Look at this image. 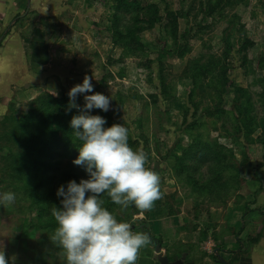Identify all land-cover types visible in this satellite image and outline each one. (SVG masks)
I'll return each mask as SVG.
<instances>
[{"label":"rangeland","instance_id":"obj_1","mask_svg":"<svg viewBox=\"0 0 264 264\" xmlns=\"http://www.w3.org/2000/svg\"><path fill=\"white\" fill-rule=\"evenodd\" d=\"M10 1L13 5L8 7L7 0H0V192L12 191L16 200L12 206L0 207V246L30 264H58L65 262V256L52 240L57 226L54 211L62 199L56 189L66 184L69 172L77 182L87 176L72 159H63L55 173L21 175L14 168L21 148L13 139L16 123L12 118L24 115L31 101L19 103L13 96L32 83L24 79L26 67L25 73L12 57L5 59L18 42L19 49L22 43L30 55L33 48L37 59L49 49L46 66L53 67V55L60 57L59 51L70 41L53 36L51 47L43 33L34 32L38 25L44 26V16L35 20L30 5L23 12L28 9L33 16L22 26L24 19L13 21L7 12L16 8L17 0ZM128 1L141 6V12L149 7L154 24L142 19L143 13L138 16V11L119 8L115 12L111 6H102L106 15L117 16L116 28L124 35L128 51L124 47L103 54L89 51L92 54L87 52L86 57L94 61L91 65L71 61L73 53L65 54L60 63L65 68L58 73L64 92L58 95L67 94L85 76L92 77L94 91L110 98V120L129 130V146L147 154V166L160 177V190L168 191V211L176 216L179 227L175 233L190 240L191 250L207 254L213 264L220 262L213 257L216 243L212 239L222 246L219 241L229 240L227 234L233 233L232 240L240 239L239 255H244L245 264H252L258 243L264 241V0ZM21 3L24 6L25 0ZM7 36L11 38L8 47L3 46ZM37 78L43 82L40 75ZM41 85L40 95L55 94L51 79ZM76 103L83 106V95ZM99 111L94 108L90 113ZM193 137L199 142H219L234 154L239 164L236 169L225 165V179L220 180L236 182L229 177L235 170L238 186L223 188L235 190L233 194L203 188V181L213 176V163L196 172L179 169L177 159ZM211 150L218 151L214 144ZM101 199L118 221L128 222L132 230L146 229V210L121 207L106 194ZM204 242H209L206 251ZM156 244L161 247L160 241ZM259 252L264 256L263 250Z\"/></svg>","mask_w":264,"mask_h":264},{"label":"clouds","instance_id":"obj_2","mask_svg":"<svg viewBox=\"0 0 264 264\" xmlns=\"http://www.w3.org/2000/svg\"><path fill=\"white\" fill-rule=\"evenodd\" d=\"M67 95L69 110H79L70 120L80 142L72 163L83 168L87 178L57 187L56 195L62 199L54 211L57 226L52 240L63 250L65 264H137L141 249L151 242L150 235L118 221L101 197L106 194L121 207L148 210L161 198L160 177L147 166V154L129 146L126 127H104V117L90 114L94 108L107 112L110 107L109 96L94 91L92 77L85 76ZM80 95L82 107L76 103ZM15 200L14 192H0V207L12 206ZM0 264H16L15 254L6 257L2 246Z\"/></svg>","mask_w":264,"mask_h":264},{"label":"crops","instance_id":"obj_3","mask_svg":"<svg viewBox=\"0 0 264 264\" xmlns=\"http://www.w3.org/2000/svg\"><path fill=\"white\" fill-rule=\"evenodd\" d=\"M18 1L24 2V0H17V3L15 4L16 8L7 11L8 14H12L11 20L13 19L14 21L15 19L22 18L24 19L23 26L29 21L28 19L33 16L28 9L25 10V12H23V9L30 8V5H32L35 11V20H37L39 16H44V26L38 25L39 28L34 32L43 33L44 41H46L51 47L53 46V43L50 39H52L53 36L60 40L67 37L70 41L67 48H62L59 51L60 57L56 58L53 55L55 64H53V67L49 68L46 66L51 57L49 49L48 52L44 51V56H39L41 59H37L34 57L33 48L30 55L26 52V47H24L22 43H20V48L22 49L20 50L19 44L16 42L17 47L15 48V52L9 54L5 60L12 57L15 62L14 65L17 66L19 70H24L26 67L28 73L24 70L26 73L24 79H30L32 83V85L28 86L27 90L20 92L17 96H13V98L19 103H21V101H31L38 97L41 94V86H43L41 83L46 84L49 79H51L53 83V86L51 87L52 93L58 95L59 93L64 92L61 90V86L59 87L60 81H58V73L60 68H65V66H61L60 64L65 54L73 53L71 61H75L76 59L78 62L91 65L94 61L86 57L88 56L87 52L93 51L103 54L104 52L107 53L112 48H119L120 50L122 48L112 43L110 38L112 31L109 24L110 22L108 21V18L110 20V15H106L105 13V9L115 4L116 0H25L24 6H22L23 3L19 4ZM6 4L8 7L13 5L10 0H7ZM102 6H104L105 9H103ZM26 11L28 12L26 13ZM40 20L41 19L37 21V24L40 23ZM16 25L17 24L14 23V28ZM10 39L11 38L7 36L3 46L8 47ZM90 54H92V52H89V55ZM83 60H85V63ZM44 68H46L48 72L47 75L45 74L46 76H44ZM16 72H18V70H16ZM38 75L41 76L40 79H43V82L40 83V81H37ZM5 78L9 79V76H6ZM2 102L3 100H0V106L2 105ZM5 114H7V112ZM160 191L161 198L154 202L152 208L146 210V229H143L142 232L147 231L151 236L160 239V253L161 255L166 256L169 261L176 260V257H182L184 259V264H213L209 260L207 254H204L197 249H195V252L191 250V244L189 243L192 242L190 240H185V237L182 238L175 233V230H178L179 227L175 221L176 216L168 211L169 204L166 199L168 191ZM174 226L175 228H172ZM133 231L140 232L137 229H133ZM231 234L233 233L227 234V236L229 235V240H225L226 242L219 241L222 246L212 239V241L216 243L213 257L215 255L220 264H245L244 255H239L241 254V246L237 245V239L232 240ZM207 240H209V238ZM156 242H158V240ZM156 242L151 241L146 247L141 249L137 264H160L158 260L159 254L156 251ZM205 244L207 247L204 248V250L208 248L209 242ZM226 244L228 246H226ZM234 244L236 246H234ZM255 244L256 242H254V245ZM258 244H260L259 247H255L258 252L253 256L252 264H264V256L259 252L260 250L264 251V241L259 242ZM3 250L6 257L15 254L9 248L4 247ZM177 252H179V255ZM180 253H182V255H180ZM195 259L197 260L194 261ZM201 259H203V261H201ZM233 259L235 261H232ZM30 263L29 260L19 259L16 256V264ZM58 264H65V262L61 261Z\"/></svg>","mask_w":264,"mask_h":264},{"label":"trees","instance_id":"obj_4","mask_svg":"<svg viewBox=\"0 0 264 264\" xmlns=\"http://www.w3.org/2000/svg\"><path fill=\"white\" fill-rule=\"evenodd\" d=\"M111 7H113V11L115 12L119 8H126L127 11H131L130 9L138 11V16L139 13L140 15L143 13L142 19L154 24L155 18L149 17L151 14L148 11L149 7L141 12V6L131 4L128 0H116V3ZM114 17L117 19L115 13L112 17L110 16L111 28L113 30L112 43L122 48L124 47L125 52H127L128 45L123 41L125 39L124 35L118 33ZM103 78L105 79V77ZM46 98H48L47 101L45 100ZM68 105L69 97L67 94H62L61 96L57 94H50L49 96L42 94L31 100L28 111L24 115L12 118L16 123L15 128L12 130L13 139L17 141L16 146L21 148L18 154L19 162L17 165L14 164V168L21 175H28L36 171H44V174L58 172L63 159L73 160L77 156L76 147H78L80 142L75 139L72 133L70 120L72 116L79 114V110L76 108L69 110ZM90 114L104 117L106 121L104 127L116 124L113 120H110L107 112L99 111ZM191 139V143L182 150L183 154L177 159L179 169H185L188 173L189 171L196 172L198 170L201 171L206 163H213V176L203 181V188L233 194L235 190H223V188H235L238 186L239 179L235 170L232 173L230 172L229 177L235 178L236 182L225 180V182L221 183L220 180L225 179V165L228 169H236L235 166L239 164L234 154L226 149L225 146L219 144V142L205 143L194 140L195 137ZM213 144L218 151L211 150ZM222 149H225L227 153L221 151ZM205 160L207 161L204 163L203 161ZM74 166L82 175L87 176L83 168ZM212 170L209 169L208 172ZM75 179L76 176L72 172L66 174L67 181ZM215 183H220L221 186H216ZM221 187L222 190H219ZM150 237L151 241H157L155 237L151 235ZM159 241L160 239H158ZM237 241L239 242L240 239L237 238Z\"/></svg>","mask_w":264,"mask_h":264},{"label":"water","instance_id":"obj_5","mask_svg":"<svg viewBox=\"0 0 264 264\" xmlns=\"http://www.w3.org/2000/svg\"><path fill=\"white\" fill-rule=\"evenodd\" d=\"M156 251L159 254L158 260H159L160 264H184V261H183L184 259L182 257L177 258L174 261H169L166 256L161 255L160 247H156Z\"/></svg>","mask_w":264,"mask_h":264}]
</instances>
